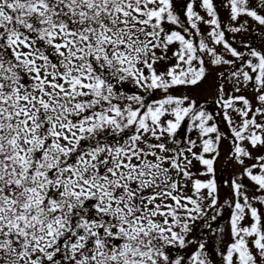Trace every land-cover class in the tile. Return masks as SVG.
<instances>
[{
  "label": "snow or ice",
  "instance_id": "6c2138e0",
  "mask_svg": "<svg viewBox=\"0 0 264 264\" xmlns=\"http://www.w3.org/2000/svg\"><path fill=\"white\" fill-rule=\"evenodd\" d=\"M262 149L264 0H0V264H264Z\"/></svg>",
  "mask_w": 264,
  "mask_h": 264
},
{
  "label": "rangeland",
  "instance_id": "374dc122",
  "mask_svg": "<svg viewBox=\"0 0 264 264\" xmlns=\"http://www.w3.org/2000/svg\"><path fill=\"white\" fill-rule=\"evenodd\" d=\"M217 4L219 5V0H217ZM220 15L225 21L227 20V12L225 10H221ZM201 27H202L203 31L207 32V28H204V26H201ZM238 39H247V37H243V38L238 37ZM199 96H200L202 101L206 98L208 100L209 107H211V105H212V91L211 90L201 91L199 93ZM228 151H229V144H228V142H225L224 151H223V153L220 157L219 163L217 165V176L221 180L228 179L231 176L232 172L236 170V165H234L230 162H226V157H227ZM260 154H264V149H262L261 152H254L253 153L254 156L260 155ZM254 162H255L254 160H247L246 161V163H248V164H252Z\"/></svg>",
  "mask_w": 264,
  "mask_h": 264
}]
</instances>
